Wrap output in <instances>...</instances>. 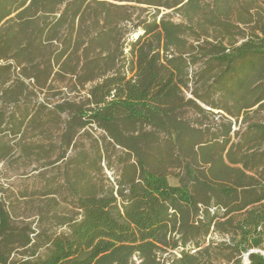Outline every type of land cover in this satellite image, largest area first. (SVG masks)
Returning a JSON list of instances; mask_svg holds the SVG:
<instances>
[{
  "label": "trees",
  "instance_id": "16d2710c",
  "mask_svg": "<svg viewBox=\"0 0 264 264\" xmlns=\"http://www.w3.org/2000/svg\"><path fill=\"white\" fill-rule=\"evenodd\" d=\"M134 21L142 33L127 42ZM13 65L38 86L55 70L91 86L85 102L22 108L12 134L28 117L54 125L71 103L64 142L95 124L123 155L116 185L101 192L103 147L90 161L79 154L65 178L73 208L52 198L38 230L0 195V264H264V0H0V79ZM24 86L3 83L12 97L0 98L19 100ZM11 151L0 135V162Z\"/></svg>",
  "mask_w": 264,
  "mask_h": 264
},
{
  "label": "rangeland",
  "instance_id": "374dc122",
  "mask_svg": "<svg viewBox=\"0 0 264 264\" xmlns=\"http://www.w3.org/2000/svg\"><path fill=\"white\" fill-rule=\"evenodd\" d=\"M131 4L136 5L134 2ZM136 6L137 8L139 6V10L135 9L137 14H143V16L155 13L156 10L153 6L144 3ZM160 8L159 17L167 15L175 21L182 19L176 8ZM136 21L124 27V35L127 38V42L135 40L142 33L141 28L136 27ZM125 53L129 58V47L125 49ZM128 67L129 63H127L126 68ZM1 77L0 97H12L10 95H2L3 83L8 86L16 82L18 78L25 81V92L18 96L20 97L19 100L3 102L0 98V108L5 111L4 122L0 124V135L5 137V140L12 146L10 155L0 162V195L11 199L15 206L14 213L19 218L28 217L26 219L32 223V228L38 230L37 217L39 211H41L42 207V209H51L48 202L52 198H56L62 205L72 209L74 196L67 190L65 182L66 172L74 167L75 160L79 154L86 155L88 161L95 158L98 144L103 147V152L101 168H97V171L93 172L96 183L101 192L108 191L112 185H116V179L119 174V158L123 155V149L109 144L110 139L104 130L95 124L89 125L85 129L78 131L69 145L64 142L63 133L67 126L71 103L64 106L66 109L60 113L54 125L50 123L38 128L35 124H30L28 117L21 133L14 135L9 130L10 121L14 117L21 119L22 108L26 107L33 114L38 111L42 103L50 108L56 103L63 102L64 99L76 101L77 103L85 102L91 83L85 84L84 87L79 84L75 85L70 79L58 77L55 70L51 73L50 79L44 86L43 84L38 86L36 80L22 76L20 69L14 65L10 67L9 72ZM185 94L188 98L192 96L191 90H185ZM203 107L210 109L204 104ZM213 112L218 115L215 117L218 120L220 111L213 110ZM46 113L47 110L43 108V112H40L41 120H46ZM258 115L264 118V110H260ZM190 117L194 121L214 122L207 118L205 119L203 114L196 110H191ZM235 129H238V125ZM36 142L43 143L44 147L48 148V151L46 153L43 151L33 152L26 155L19 148L20 143ZM64 151L66 153L65 157L59 158V155ZM55 188L60 189V191L54 193L53 189ZM57 229L62 231L65 230V227ZM213 236L217 240H222L217 234Z\"/></svg>",
  "mask_w": 264,
  "mask_h": 264
},
{
  "label": "water",
  "instance_id": "95a60500",
  "mask_svg": "<svg viewBox=\"0 0 264 264\" xmlns=\"http://www.w3.org/2000/svg\"><path fill=\"white\" fill-rule=\"evenodd\" d=\"M248 255H249V253H247V254L245 255V262H246V263H248Z\"/></svg>",
  "mask_w": 264,
  "mask_h": 264
}]
</instances>
